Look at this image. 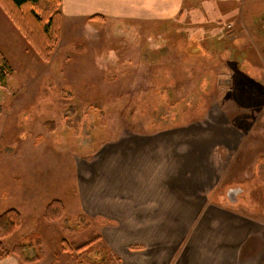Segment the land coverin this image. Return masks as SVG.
Wrapping results in <instances>:
<instances>
[{
  "label": "rangeland",
  "instance_id": "obj_1",
  "mask_svg": "<svg viewBox=\"0 0 264 264\" xmlns=\"http://www.w3.org/2000/svg\"><path fill=\"white\" fill-rule=\"evenodd\" d=\"M92 1L63 0L49 63L0 8V53L13 70L0 86V214L22 216L4 245L37 233L39 264H87L75 247L105 223L77 222L78 181L104 148L199 149L216 203L264 158V0H242L216 23L192 11V21L145 26ZM52 201L66 208L65 227L43 220Z\"/></svg>",
  "mask_w": 264,
  "mask_h": 264
},
{
  "label": "crops",
  "instance_id": "obj_2",
  "mask_svg": "<svg viewBox=\"0 0 264 264\" xmlns=\"http://www.w3.org/2000/svg\"><path fill=\"white\" fill-rule=\"evenodd\" d=\"M241 1L93 0L89 5L145 26L192 21V11L216 23ZM121 143L96 154L78 181L79 212L105 223L98 236L118 264H264V224L223 201L213 202L217 182L211 165L196 164L204 161L196 158L202 151ZM0 264L21 263L10 257Z\"/></svg>",
  "mask_w": 264,
  "mask_h": 264
},
{
  "label": "trees",
  "instance_id": "obj_3",
  "mask_svg": "<svg viewBox=\"0 0 264 264\" xmlns=\"http://www.w3.org/2000/svg\"><path fill=\"white\" fill-rule=\"evenodd\" d=\"M61 5V0H0L2 12L45 63L50 62L61 40ZM12 75L11 66L0 53V86ZM65 215L64 205L60 201H52L44 209L42 218L48 223L61 222L65 227L67 225ZM84 220L86 218L83 216L77 217V222L83 223L84 229H88L89 224H85ZM21 225L22 216L17 210L11 209L0 214V261L13 257L21 264H37L45 257L41 237L37 233L25 237L10 249L4 245V240L14 235ZM63 246H66L64 250L70 251L67 244L63 243ZM75 252L78 259L87 260V264H118L101 243L99 236L78 244Z\"/></svg>",
  "mask_w": 264,
  "mask_h": 264
},
{
  "label": "flooded vegetation",
  "instance_id": "obj_4",
  "mask_svg": "<svg viewBox=\"0 0 264 264\" xmlns=\"http://www.w3.org/2000/svg\"><path fill=\"white\" fill-rule=\"evenodd\" d=\"M249 171L248 178H242L238 186L231 191L227 188L220 196L225 205L239 213L264 216V158H256Z\"/></svg>",
  "mask_w": 264,
  "mask_h": 264
},
{
  "label": "water",
  "instance_id": "obj_5",
  "mask_svg": "<svg viewBox=\"0 0 264 264\" xmlns=\"http://www.w3.org/2000/svg\"><path fill=\"white\" fill-rule=\"evenodd\" d=\"M233 189H234V187H230V188H228L227 191H231V190H233ZM226 206L230 207V205H226ZM231 208H232V207H231Z\"/></svg>",
  "mask_w": 264,
  "mask_h": 264
}]
</instances>
